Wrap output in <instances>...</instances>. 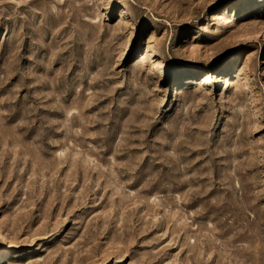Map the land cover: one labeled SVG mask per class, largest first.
<instances>
[{"label":"rangeland","instance_id":"obj_1","mask_svg":"<svg viewBox=\"0 0 264 264\" xmlns=\"http://www.w3.org/2000/svg\"><path fill=\"white\" fill-rule=\"evenodd\" d=\"M0 264H264V0H0Z\"/></svg>","mask_w":264,"mask_h":264},{"label":"bare ground","instance_id":"obj_2","mask_svg":"<svg viewBox=\"0 0 264 264\" xmlns=\"http://www.w3.org/2000/svg\"><path fill=\"white\" fill-rule=\"evenodd\" d=\"M246 1V0H245ZM245 6H248V4L247 5H245Z\"/></svg>","mask_w":264,"mask_h":264}]
</instances>
